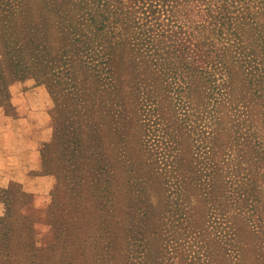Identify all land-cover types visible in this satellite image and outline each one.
Instances as JSON below:
<instances>
[{
    "label": "rangeland",
    "instance_id": "obj_1",
    "mask_svg": "<svg viewBox=\"0 0 264 264\" xmlns=\"http://www.w3.org/2000/svg\"><path fill=\"white\" fill-rule=\"evenodd\" d=\"M46 1L0 0V264H264V0ZM56 122L93 133L103 196Z\"/></svg>",
    "mask_w": 264,
    "mask_h": 264
},
{
    "label": "trees",
    "instance_id": "obj_2",
    "mask_svg": "<svg viewBox=\"0 0 264 264\" xmlns=\"http://www.w3.org/2000/svg\"><path fill=\"white\" fill-rule=\"evenodd\" d=\"M11 1L12 2L13 1H16L17 4H16V7H13L11 4H9V5L7 4L6 6L8 7V10L7 9L4 10L7 13H8V11L11 12V13H13L17 9L20 10V8H21L20 7V3L22 5V7H23V4L24 3H29V2H31L33 0H25V2H23V0H20V1H18V0H11ZM40 1L43 4H45V6H47V1L46 0H40ZM72 3H74V4L75 3H78V1L77 0H63L62 7L63 8H66V9L69 8V10H70L71 8L69 7V4H72ZM85 6H86V3H85ZM82 8L85 9V8H88V7H82ZM12 10H13V12H12ZM57 11L59 13H61L62 9H58ZM70 11H71L70 12L71 14H72V12H74L73 10H70ZM90 18L92 20L94 19L93 16H90ZM28 22H29V20H28ZM94 23H96V22H94ZM67 26H71V24L70 25L67 24ZM34 35H38V41H40V42H42L41 41V37L43 38V40L46 38V33H45L44 29H42V36L41 37L39 35V32L36 31V30H34ZM72 36H73V33L72 32L63 31L61 38H62V40H66V39L67 40H71ZM24 39L28 40L29 44H31V45L36 44L35 43L36 40L35 39H32V31H29L28 29L26 31V37ZM25 43H26V41H25ZM21 45H22V43H21ZM68 46H69L68 43H64V45L62 46V49L64 50L63 52L67 56H68V50H67ZM74 61L75 60H72V64H73ZM32 63H33V66H30V67H34L32 69L42 71V70H40V68H44V67H42V65H43L42 62H40V61L37 62V59H36V61H32ZM63 66L64 67H67L68 66L67 62H64V65ZM32 73H33V70H32ZM63 73H67V72H62L61 75H63ZM33 75H34V73H33ZM55 76L57 77L58 75H55ZM63 77L64 76H61L59 80H57V81L55 80V83L52 86V88H53V96L55 97V100H58V97L59 96L60 97H64L66 99L69 98V99L74 100L78 96H77V94L70 92V90H71L70 87H66V88L63 87L65 84H68L67 82H62L61 81L63 79ZM57 78H59V77H57ZM64 80H65V78H64ZM56 90H57V92H55ZM63 91H65V95H60V94H64ZM56 103H58V101H56ZM86 124H87V127H89L91 129L92 124H90V123H86ZM83 128H84L83 124L82 125L80 124L79 127L77 128V131L79 130V132L82 134L84 132V129ZM54 131L57 134L63 133V139H65V143H64L65 159L64 160H66L67 163L70 162L72 159L74 160L73 161V164H71L70 167L66 166L67 168L66 167H63L62 168V171L61 172L67 173L66 176L64 175V180H68L69 179V182L68 183H71L73 185L74 183L70 180V178H74V176L73 175H70V174L71 173H77L79 171L80 172L86 171L88 173V179H89V177L91 179H95V182L93 180L92 183L89 184V188L90 189L96 188V191H92L93 194L92 195H89L90 198H92L94 196V199H95V195L94 194L97 191L100 192L98 194V196L99 195H102V194H106L108 190H107V187H105L104 185L106 183H108V180L107 179L110 178V173L106 172V168L101 163V162H104L101 159L102 156H103V153L102 152L100 153L99 149L101 147H99L98 144L95 142L96 139L94 138L93 133H92V137L89 139V141H88L89 143L86 145V148H85V151H84L83 150L84 149V147H83V140H82V135L81 134L76 135V133H74L75 140H73L72 138L69 139L70 138V135L72 134L71 128L70 127H65V126L61 128L59 126V123L58 122H56L55 130ZM99 139H100V137H99ZM71 147H72V149H71ZM70 158H71V160H69ZM103 158H105V157H103ZM103 174H105V175L106 174H109L107 176L108 178L103 179ZM81 183L82 182H80V184ZM127 183L129 184V186H131L129 180H127ZM84 185H87V184L85 183ZM83 188L85 189V187H81L79 189V191H78V186H77V191H76L75 185H74L73 189H71V190L74 191V192L73 191L72 192L74 193V196L76 198L75 205H76V212H78V214H83L87 210L86 205H85L86 204L85 199H87L89 196L86 197L84 195V192L82 191V190H84ZM86 191L88 192V189H86ZM58 207H59V204L57 205V209L54 208L56 210V211H54V213H55L54 216L55 217H53V214L50 216V217H53L51 220H53V221L55 220V222H51V225L52 224H57L56 223V220L58 219L59 216L60 217H63L64 216V212L63 211H60V209H58ZM65 224H66V222H65ZM62 225H64V224L60 223V226L56 230L57 232H59V233L62 232V228L64 227ZM61 234L64 235L63 233H61Z\"/></svg>",
    "mask_w": 264,
    "mask_h": 264
},
{
    "label": "crops",
    "instance_id": "obj_3",
    "mask_svg": "<svg viewBox=\"0 0 264 264\" xmlns=\"http://www.w3.org/2000/svg\"><path fill=\"white\" fill-rule=\"evenodd\" d=\"M13 180L20 182L25 187V189H26V187H28L27 191H29V192L36 191V190H32L30 188V186L41 184L39 178L29 176L28 174H23L22 176L18 175Z\"/></svg>",
    "mask_w": 264,
    "mask_h": 264
}]
</instances>
